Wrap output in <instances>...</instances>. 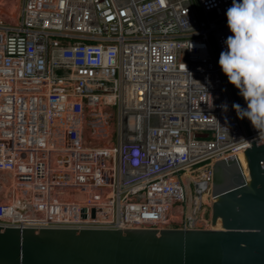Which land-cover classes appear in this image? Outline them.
Returning a JSON list of instances; mask_svg holds the SVG:
<instances>
[{
  "label": "built area",
  "instance_id": "built-area-1",
  "mask_svg": "<svg viewBox=\"0 0 264 264\" xmlns=\"http://www.w3.org/2000/svg\"><path fill=\"white\" fill-rule=\"evenodd\" d=\"M232 4L23 0L0 20V224L210 228L215 159L252 143L213 46Z\"/></svg>",
  "mask_w": 264,
  "mask_h": 264
},
{
  "label": "water",
  "instance_id": "water-1",
  "mask_svg": "<svg viewBox=\"0 0 264 264\" xmlns=\"http://www.w3.org/2000/svg\"><path fill=\"white\" fill-rule=\"evenodd\" d=\"M242 122L252 143L215 159L210 228L0 224V264H264V144Z\"/></svg>",
  "mask_w": 264,
  "mask_h": 264
},
{
  "label": "clouds",
  "instance_id": "clouds-1",
  "mask_svg": "<svg viewBox=\"0 0 264 264\" xmlns=\"http://www.w3.org/2000/svg\"><path fill=\"white\" fill-rule=\"evenodd\" d=\"M226 15L234 35L227 37L219 65L247 102V109L233 104L238 117L251 121L264 144V0H233ZM221 107L227 111L228 105Z\"/></svg>",
  "mask_w": 264,
  "mask_h": 264
},
{
  "label": "rangeland",
  "instance_id": "rangeland-1",
  "mask_svg": "<svg viewBox=\"0 0 264 264\" xmlns=\"http://www.w3.org/2000/svg\"><path fill=\"white\" fill-rule=\"evenodd\" d=\"M0 1H2V2H0L1 3V5L2 6H4V7H11V5H12V8L15 10V12L16 13H18V9H19V0H0ZM23 2V0H20V3H22ZM4 8H2V10H3ZM1 10V9H0ZM4 11V10H3ZM0 14H2V15H4V17H6V18H4V20L6 19V21H10V20H8L7 18L8 17H10V15H5V13L4 12H2V13H0ZM93 126H90L89 127V130H88V132H93ZM204 172V173H203ZM210 172V173H209ZM211 174H212V172L210 171V170H208V169H203V171H202V176L203 177H205V178H207V177H210L211 176ZM208 175V176H207ZM188 194H189V196L190 197H192V195H193V191L191 190H189L188 189ZM207 193L206 194H204V199H206V200H210V199H208L207 198ZM212 214V212H210V210H208L207 211V213H206V217H210V215Z\"/></svg>",
  "mask_w": 264,
  "mask_h": 264
},
{
  "label": "bare ground",
  "instance_id": "bare-ground-1",
  "mask_svg": "<svg viewBox=\"0 0 264 264\" xmlns=\"http://www.w3.org/2000/svg\"><path fill=\"white\" fill-rule=\"evenodd\" d=\"M20 8H21V3H20V0H19V9H18V13H16L15 12V10L12 8V5H11V7H8V15H10V17H8L7 19L8 20H13V19H17L18 18V15H19V13H20ZM4 15H0V20H3L4 21V18H6V17H4ZM6 20V19H5ZM203 171V170H202ZM204 173V172H203ZM210 173V172H209ZM201 175H202V173H201ZM208 176V175H207ZM211 196H212V198L214 199V191H213V194L211 193ZM213 199H212V204H213ZM211 201V200H210ZM212 210H213V207H212ZM213 214V213H212ZM211 225H212V223H211Z\"/></svg>",
  "mask_w": 264,
  "mask_h": 264
},
{
  "label": "trees",
  "instance_id": "trees-1",
  "mask_svg": "<svg viewBox=\"0 0 264 264\" xmlns=\"http://www.w3.org/2000/svg\"><path fill=\"white\" fill-rule=\"evenodd\" d=\"M1 2V1H0ZM2 8H4L3 10H2ZM0 13H2V12H4L5 13V15H8V7H4V6H2L1 5V3H0ZM0 15H2V14H0Z\"/></svg>",
  "mask_w": 264,
  "mask_h": 264
},
{
  "label": "crops",
  "instance_id": "crops-1",
  "mask_svg": "<svg viewBox=\"0 0 264 264\" xmlns=\"http://www.w3.org/2000/svg\"><path fill=\"white\" fill-rule=\"evenodd\" d=\"M2 2V1H1ZM8 7V6H7Z\"/></svg>",
  "mask_w": 264,
  "mask_h": 264
}]
</instances>
